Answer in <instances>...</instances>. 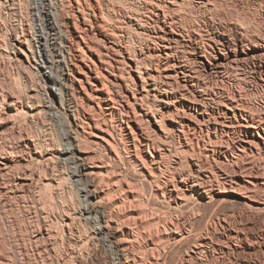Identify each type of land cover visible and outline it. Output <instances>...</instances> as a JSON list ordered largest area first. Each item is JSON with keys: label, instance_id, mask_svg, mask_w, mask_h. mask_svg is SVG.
Masks as SVG:
<instances>
[{"label": "bare ground", "instance_id": "obj_1", "mask_svg": "<svg viewBox=\"0 0 264 264\" xmlns=\"http://www.w3.org/2000/svg\"><path fill=\"white\" fill-rule=\"evenodd\" d=\"M0 264H264V0H0Z\"/></svg>", "mask_w": 264, "mask_h": 264}]
</instances>
